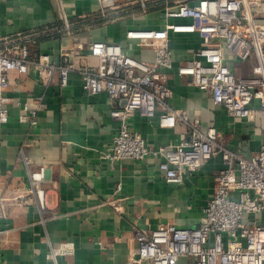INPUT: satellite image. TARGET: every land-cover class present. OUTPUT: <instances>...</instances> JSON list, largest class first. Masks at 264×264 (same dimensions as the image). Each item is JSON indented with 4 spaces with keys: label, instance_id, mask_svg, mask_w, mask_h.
<instances>
[{
    "label": "crops",
    "instance_id": "crops-1",
    "mask_svg": "<svg viewBox=\"0 0 264 264\" xmlns=\"http://www.w3.org/2000/svg\"><path fill=\"white\" fill-rule=\"evenodd\" d=\"M127 3L117 0L123 8L119 20L102 22L98 0H0V40L26 46L34 61L44 55L59 64L65 51L78 68L99 60L88 55V48L76 51L74 45L100 41L119 44L133 58L153 63L154 50L129 40L127 33L164 28V8L159 3L142 11ZM63 13L75 24L70 35L61 28ZM256 14L264 24V4ZM168 38L174 61L162 72L173 91L170 106L185 110L204 131L217 129L228 148L252 158L264 145V120L235 119L179 75V67L202 46L197 32L171 31ZM226 55L237 77L252 74L254 57L236 62L231 53ZM9 79V122L0 126V264H149L138 261L137 230L151 232L168 223L193 229L205 221L204 208L226 166L220 155L186 174L182 184L167 183L158 169L160 159L107 158L119 130L111 116L115 103L106 93H85L79 73H71L65 87L57 72L49 76L47 69L39 73L33 65L26 74L10 73ZM34 109L36 126L19 121L20 116L31 119ZM161 114L159 110L147 120L135 112L129 125L155 148L188 137L183 124L161 128ZM23 155L30 159V173L44 172L40 182L31 177ZM37 190L44 192L45 209ZM177 264H193V259L181 257Z\"/></svg>",
    "mask_w": 264,
    "mask_h": 264
},
{
    "label": "built area",
    "instance_id": "built-area-1",
    "mask_svg": "<svg viewBox=\"0 0 264 264\" xmlns=\"http://www.w3.org/2000/svg\"><path fill=\"white\" fill-rule=\"evenodd\" d=\"M98 2V21L119 20L123 8L117 0ZM159 3L167 21L164 28L127 33L129 40L154 50V62L149 64L130 56L121 45L109 42L74 45L76 51L88 48V55L99 60L98 65L83 64L78 68L65 51L59 64L51 63L44 55L34 61L29 59L26 46L0 40V126L9 122L10 99L6 93L11 85L10 73L26 74L32 65L39 73L45 68L49 76L59 74L62 87L67 86L71 73H79L85 93H106L115 103L111 116L119 122V130L111 153L106 155L112 162L160 159L158 169L170 184H182L186 174L216 156L220 155L226 165L217 175L214 197L204 208L205 221L193 229L168 223L151 232L137 230L138 261L177 264L179 258L188 257L193 264H264V145L248 159L228 148L217 129L202 130L200 122L191 119L185 110L170 106L173 91L168 75L162 72L172 68L174 61L169 32H197L202 46L191 61L179 67V75L190 78L192 85L208 93L216 105L223 106L235 119L264 120V24L256 14L264 0H128L127 6L145 11ZM173 19L192 22L174 24ZM60 21L62 31L70 35L75 24L65 13ZM226 52L236 62L254 57L252 74L237 77ZM123 100L126 104L122 106ZM22 107L29 110L27 105ZM159 110L161 128L183 124L188 137L180 143L155 148L130 127L133 113L152 120ZM31 114V119L20 116L19 121L36 126L37 109ZM22 162L29 171V157L23 155ZM30 175L40 182L44 172ZM37 197L40 208L45 209L44 192L37 190Z\"/></svg>",
    "mask_w": 264,
    "mask_h": 264
},
{
    "label": "water",
    "instance_id": "water-1",
    "mask_svg": "<svg viewBox=\"0 0 264 264\" xmlns=\"http://www.w3.org/2000/svg\"><path fill=\"white\" fill-rule=\"evenodd\" d=\"M125 104H126V100H123L122 103H121V105L123 106Z\"/></svg>",
    "mask_w": 264,
    "mask_h": 264
}]
</instances>
